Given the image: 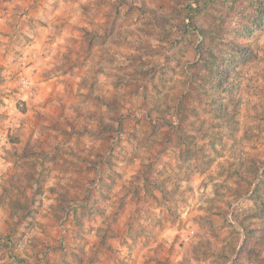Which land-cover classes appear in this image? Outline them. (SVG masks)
I'll list each match as a JSON object with an SVG mask.
<instances>
[{
	"label": "rangeland",
	"instance_id": "obj_1",
	"mask_svg": "<svg viewBox=\"0 0 264 264\" xmlns=\"http://www.w3.org/2000/svg\"><path fill=\"white\" fill-rule=\"evenodd\" d=\"M0 264H264V0H0Z\"/></svg>",
	"mask_w": 264,
	"mask_h": 264
},
{
	"label": "built area",
	"instance_id": "obj_2",
	"mask_svg": "<svg viewBox=\"0 0 264 264\" xmlns=\"http://www.w3.org/2000/svg\"><path fill=\"white\" fill-rule=\"evenodd\" d=\"M26 81L28 82L29 80L26 78Z\"/></svg>",
	"mask_w": 264,
	"mask_h": 264
}]
</instances>
